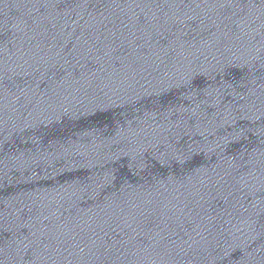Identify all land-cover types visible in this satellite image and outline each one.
I'll return each instance as SVG.
<instances>
[{
  "label": "water",
  "instance_id": "95a60500",
  "mask_svg": "<svg viewBox=\"0 0 264 264\" xmlns=\"http://www.w3.org/2000/svg\"><path fill=\"white\" fill-rule=\"evenodd\" d=\"M0 264H264V0H0Z\"/></svg>",
  "mask_w": 264,
  "mask_h": 264
}]
</instances>
